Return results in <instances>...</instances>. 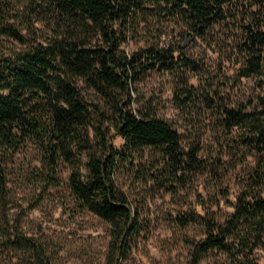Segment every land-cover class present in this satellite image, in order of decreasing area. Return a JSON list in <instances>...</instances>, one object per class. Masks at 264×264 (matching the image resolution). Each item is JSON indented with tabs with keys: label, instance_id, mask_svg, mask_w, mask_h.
I'll return each instance as SVG.
<instances>
[{
	"label": "trees",
	"instance_id": "16d2710c",
	"mask_svg": "<svg viewBox=\"0 0 264 264\" xmlns=\"http://www.w3.org/2000/svg\"><path fill=\"white\" fill-rule=\"evenodd\" d=\"M227 21L236 22L242 33L236 46L238 80L261 79L264 0H0V191L9 159L28 143L38 152L30 171L43 190L59 183L68 163L72 194L82 208L111 224L110 250L118 260L140 229L137 211L116 183L120 161L133 164L148 147L156 172L147 179L177 183L208 166L198 156L200 145L185 144L171 121L147 104L132 105L133 83L163 70L176 74L172 100L178 107L206 106L229 128L245 125L241 141L264 160V96L249 95L262 106L253 109L229 103L221 93L214 97L205 89L204 65L181 44L186 35L206 41L216 24ZM169 24L179 28L176 44L163 38ZM132 41L136 47L127 51ZM80 82L102 97L122 146L105 136L100 151L91 144L89 126L96 116ZM74 146L89 149L86 173ZM178 217L183 224L190 219ZM206 223L188 264H199L214 249L226 254L228 264H264L250 253L264 237V161L244 182L224 221ZM0 243L1 249L22 252L23 261L31 252L33 264L47 263L45 247L32 236L15 230L1 235Z\"/></svg>",
	"mask_w": 264,
	"mask_h": 264
},
{
	"label": "rangeland",
	"instance_id": "374dc122",
	"mask_svg": "<svg viewBox=\"0 0 264 264\" xmlns=\"http://www.w3.org/2000/svg\"><path fill=\"white\" fill-rule=\"evenodd\" d=\"M164 39L178 42L179 28L169 24ZM241 30L236 22L216 24L208 39H193L186 35L181 44L191 58L199 59L206 69L205 89L227 102L247 109L262 108L253 94L264 96V74L238 80L237 44ZM135 42L126 45L131 51ZM175 73L169 70L148 73L133 83V106L147 104L158 115L171 121L182 133L185 144H199L198 156L207 168L187 173L186 181H157L147 179L156 172L152 150L133 164L120 161L115 172L116 183L126 192L138 213L139 231L129 238V246L118 260L111 254V224L102 217L82 208L69 185L70 165L60 171L59 183L47 190L40 187L31 174L32 164L38 163L33 143L18 151L7 164V183L0 191V237L15 230L32 236L45 247L46 264H188L193 242L205 236L208 220L224 219L234 210L237 196L246 180H251L263 157L241 141L245 125L229 128L215 119L210 110L183 109L172 100ZM177 80V79H176ZM175 80V81H176ZM81 90L95 112V125H90L91 144L101 150L100 138L111 137L114 146L123 145L115 132L113 120L107 116L108 107L100 94L80 82ZM212 85V86H211ZM137 100L139 102H137ZM98 127V129L96 128ZM98 137V138H97ZM82 171L86 173L89 149L73 147ZM190 218L183 224L178 214ZM0 264H33L32 253L23 261L22 252L1 249ZM251 257L264 263L263 242L251 250ZM29 262V263H28ZM199 264H228L226 254L214 249Z\"/></svg>",
	"mask_w": 264,
	"mask_h": 264
}]
</instances>
